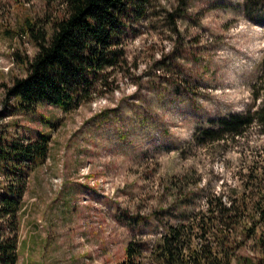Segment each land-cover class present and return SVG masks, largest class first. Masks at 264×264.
I'll use <instances>...</instances> for the list:
<instances>
[{"label": "rangeland", "instance_id": "obj_1", "mask_svg": "<svg viewBox=\"0 0 264 264\" xmlns=\"http://www.w3.org/2000/svg\"><path fill=\"white\" fill-rule=\"evenodd\" d=\"M150 2L111 93L70 113L49 105L20 113L5 84L26 76L14 54L33 58L37 49L16 32L27 18L57 13L43 0H0L5 139L51 138L49 159L25 181L18 264H116L131 241L155 264L151 252L171 227L191 226L187 244H210L191 229L196 219L217 217L219 203L264 196V128L219 132L220 120L254 117L264 105V1ZM14 185L0 170V194ZM259 212L232 230L233 264L264 259V223L251 238L246 231Z\"/></svg>", "mask_w": 264, "mask_h": 264}, {"label": "trees", "instance_id": "obj_2", "mask_svg": "<svg viewBox=\"0 0 264 264\" xmlns=\"http://www.w3.org/2000/svg\"><path fill=\"white\" fill-rule=\"evenodd\" d=\"M43 1L57 15L47 20L27 18L16 32L17 36L29 38L37 53L33 58L19 52L14 54L26 76L15 77L11 85L5 84V96L8 102L13 101L14 112L29 113L39 105H49L70 113L113 91L114 76L127 65L125 43L134 25L145 17L151 2ZM262 91L264 97V88ZM4 117L5 114L0 113V170L11 177L16 186L0 194V219L7 221L5 226L0 225V264H18L19 216L23 209L25 181L29 171L43 166L49 159L51 138L40 133L36 140L27 144L7 142L2 127ZM256 121L264 128V105L254 117L234 115L220 120L219 132L239 135L242 129ZM263 199L262 192H255L250 197L239 198L238 202H230L229 206L217 204V217L196 219L191 229L201 230L200 239L206 243L213 237L210 244L192 246V240L187 244L186 240L191 239L188 238L191 226L171 227L151 252L150 261L155 264H233L240 245L232 240V230L236 225H243L244 217L248 216L246 212L260 211L257 222H252L251 228L246 230L250 238L255 236L257 225L264 223ZM260 240L264 244L263 236ZM145 253L146 250L131 241L125 258L116 264H148ZM259 264H264V259Z\"/></svg>", "mask_w": 264, "mask_h": 264}]
</instances>
